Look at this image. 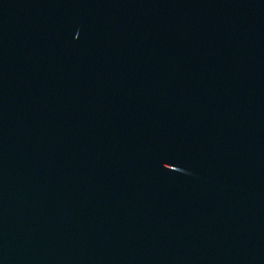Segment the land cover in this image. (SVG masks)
Listing matches in <instances>:
<instances>
[{
  "label": "water",
  "instance_id": "95a60500",
  "mask_svg": "<svg viewBox=\"0 0 264 264\" xmlns=\"http://www.w3.org/2000/svg\"><path fill=\"white\" fill-rule=\"evenodd\" d=\"M0 264H264V0H0Z\"/></svg>",
  "mask_w": 264,
  "mask_h": 264
}]
</instances>
